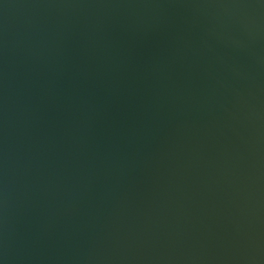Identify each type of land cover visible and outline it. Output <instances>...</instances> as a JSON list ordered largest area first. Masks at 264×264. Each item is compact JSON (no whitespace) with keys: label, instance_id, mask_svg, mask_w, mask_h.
I'll return each mask as SVG.
<instances>
[{"label":"water","instance_id":"1","mask_svg":"<svg viewBox=\"0 0 264 264\" xmlns=\"http://www.w3.org/2000/svg\"><path fill=\"white\" fill-rule=\"evenodd\" d=\"M0 264H264V0H0Z\"/></svg>","mask_w":264,"mask_h":264}]
</instances>
